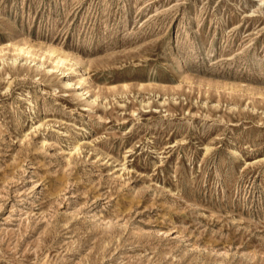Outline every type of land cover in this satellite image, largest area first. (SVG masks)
<instances>
[{
	"label": "rangeland",
	"instance_id": "obj_1",
	"mask_svg": "<svg viewBox=\"0 0 264 264\" xmlns=\"http://www.w3.org/2000/svg\"><path fill=\"white\" fill-rule=\"evenodd\" d=\"M0 264H264V0H0Z\"/></svg>",
	"mask_w": 264,
	"mask_h": 264
},
{
	"label": "bare ground",
	"instance_id": "obj_2",
	"mask_svg": "<svg viewBox=\"0 0 264 264\" xmlns=\"http://www.w3.org/2000/svg\"><path fill=\"white\" fill-rule=\"evenodd\" d=\"M56 57H57L60 61L63 60V57H61L59 54H57Z\"/></svg>",
	"mask_w": 264,
	"mask_h": 264
}]
</instances>
